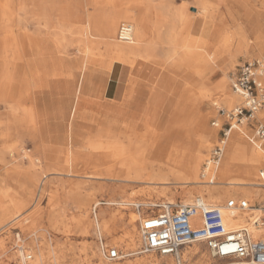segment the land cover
I'll return each mask as SVG.
<instances>
[{"label":"rangeland","instance_id":"1","mask_svg":"<svg viewBox=\"0 0 264 264\" xmlns=\"http://www.w3.org/2000/svg\"><path fill=\"white\" fill-rule=\"evenodd\" d=\"M88 1L91 4H88L86 0H0V14H3L0 43L7 41L13 34L18 38L17 45H10L9 50L0 51V242L3 241L4 244L0 246V264H13L11 252L8 251L16 250L13 245L14 234L17 231L21 233L26 245L31 239V232L35 231L37 235L43 236L54 249L67 255L63 264H97L99 260L104 264H126L145 256V254L128 256L131 254L128 253L131 249L127 248L124 242L115 241L124 236V225H121L112 232V235L102 233L101 236L106 246H115L125 255L115 262L106 261L100 253L95 235L92 207L96 202L117 200L119 194L126 198L130 196L128 200L137 204L143 203L139 207L126 204L122 211L125 219L131 213L136 216L134 250L139 252L140 217L143 218L151 211H156L158 208L154 207V204L159 206L162 202L168 203L163 197L147 200L140 196V193L148 186H154L157 191L165 190L168 197L173 198L174 204H181V200L188 192L207 186H218L217 189L224 194L223 198L216 203L217 205L225 207L226 202L231 199L247 201L241 192L242 189L251 187L241 171H233L223 180H218L217 176L213 180L215 185L206 183L203 177L205 160L211 159V152L221 138L220 129L225 122L218 110H231L238 102L228 107L221 98L216 99L214 94L209 99L204 97V92L198 94V111L195 117L198 122L205 120L211 135L210 148L202 153L205 159L198 171V184H183L182 180L170 177L173 171L179 173L177 171L186 160L182 153L193 151H184L177 144L171 143L172 145L167 149L171 155L156 156L142 151V147L148 145L147 142L150 139L136 141L134 138L141 132L140 124L143 121V114L151 117L152 108L155 105L170 107L178 103L183 86L181 84L175 87V84L183 77V73L170 72L172 82L159 85L162 70L158 66L147 61H140L128 52L117 55L106 49L97 34L101 20L125 15L129 7L119 0ZM127 1L132 2V0ZM134 1L141 2L144 8L148 7L147 0ZM210 1L215 4V8L209 12L210 23L215 26L218 33L236 30L237 26L229 23L231 13L237 18L238 24L250 34L249 37L253 38L252 30L257 23L253 15L248 14L250 9L230 3L229 13L224 4ZM249 2L253 4L252 0ZM174 6L190 7L188 8L190 14L196 12L195 0H174ZM89 17L93 25L90 32L86 35L77 33L84 29ZM57 21L60 22L57 24ZM123 22L129 23L120 19L118 26ZM35 35L43 41L55 40L65 49V53L58 56L72 63L70 70L65 65L64 69L57 70L58 77L49 78L45 73L46 81L56 82L53 93L45 91L47 89L43 87L41 90L38 82L36 84L29 81L28 84L22 85L18 82L21 79L22 68L19 67L21 69L17 68V70L12 67L16 56L15 47H19L20 37ZM221 44V37H214L208 53L213 54ZM229 46L230 54L226 55V61L220 68H215L217 73L212 82L216 83L220 78H224L228 92L232 93L231 78L238 66L245 61L253 60L264 63V45L249 41L251 52L248 54L234 39ZM162 48L164 51L159 50L158 59H162L166 51L163 44ZM2 60H5V63H2ZM14 62L21 66V62ZM113 66L121 71L120 78L124 81V85L120 89L121 93L112 99L106 98L104 92ZM139 68L141 69L137 73ZM49 70L47 66L42 69L43 72H49ZM83 73L94 77L88 81L89 94L78 97L81 101L79 103L81 118H75V121L71 122V110L75 108L73 106L77 100L73 94L70 95V92L66 94L65 82L67 86L72 84L75 90L80 80L78 76H82ZM61 78L63 79L60 80ZM24 90L25 94L30 95L29 99L28 97L18 99ZM195 105L190 106L191 111L195 110ZM29 109L34 111L30 114L31 116L26 112ZM188 110L189 108L185 106L181 108L180 113L185 115ZM161 111V109L157 111V119L161 116L168 117L169 113L165 114L167 110L164 109V114ZM244 127L243 132L251 134V129ZM232 132L240 135L237 142H243L255 149L237 130H232L230 134ZM120 137L129 141L135 140L129 155L121 154L118 149L108 150L104 147L106 142H113ZM91 143L98 144L96 151L90 147ZM4 146L13 149L10 153H5L1 150ZM22 148L28 155L25 160H22L20 156ZM70 154L73 163L68 158ZM120 169L130 180L129 182H110L93 176L95 172L108 170L117 172ZM138 177H147L152 180H131ZM156 177H168V180H153ZM228 186L233 187L230 192H228ZM254 189L264 193V188L261 186H256ZM195 197L198 198V195L194 193L192 199ZM77 203H83L87 208L90 232L88 238H82L80 231L74 226V218L78 216L75 208ZM249 206L259 207L254 198ZM101 207L104 208L105 205ZM114 208L111 206L110 209ZM98 210L99 207L96 213ZM240 213L251 214V212ZM258 214L264 217V211ZM27 225L31 229H25ZM85 245L90 246L88 252L83 251ZM194 247L198 248L200 254L204 253L209 261L211 260L205 244L197 242L181 249L182 257L187 261L186 264H193V260L190 261L186 253ZM231 261L244 260L225 259L217 264H227ZM211 263H213L212 260Z\"/></svg>","mask_w":264,"mask_h":264},{"label":"bare ground","instance_id":"2","mask_svg":"<svg viewBox=\"0 0 264 264\" xmlns=\"http://www.w3.org/2000/svg\"><path fill=\"white\" fill-rule=\"evenodd\" d=\"M126 1L127 0H119V2H123V4H126L129 7V9L125 11V15L104 18L98 26L97 34H99L101 38L100 41H102L104 47L117 55L128 52L130 55L139 58L140 61H147L155 66H158L162 70L161 76L164 75L172 79L170 72L183 73V77L175 84V87H178L181 84V86H183L178 103L170 107H165V110H167L165 114L167 115V113H169L168 117H162L156 126L147 125L141 120V132L134 139L136 141L141 139L142 141L150 139V141L147 142L148 145L142 147V151L143 153H149L156 156L171 155L167 149H169L172 144H177V146L183 148L184 151L192 150V153H182L186 160L183 161V165L177 171L179 173L173 171L170 177L172 176L175 180H182L183 184H198V171L201 163L205 159L202 153L210 148L211 136L205 120L198 122L195 117L196 112L198 111V94L204 92L203 94L206 99L211 98L214 94L216 99L221 98L224 101V104L228 107L232 106L236 101L238 102L236 94H234L232 90V93L228 92V86L224 78H220L216 83H213L212 79H215L213 77L217 73L215 68H220V66L226 61V55L230 54V42L234 39L241 47L244 48L245 53L248 54L251 52L249 47L250 40L240 27H237L235 31L218 33L215 26L210 23L211 15L209 12L215 8V4L210 0H195L196 7H194V9L196 12H191V14L188 12V8L190 7H176L174 6V0H156V2L155 0H147V8L142 7L141 2L139 1ZM245 1L251 4L249 0ZM252 1L255 3L257 0ZM86 2L91 4L88 0H86ZM2 17L3 14H0V32L3 30ZM120 19L129 22L128 24L132 26L133 36L131 42L129 43L119 42L116 39L117 26ZM59 22L60 21H57V24ZM91 26L93 25L89 17L84 29L77 33L86 35L90 32ZM13 35H11L12 37L10 36L7 41L5 40L3 43H0V51L3 49L7 51L10 49V45H17L16 41L18 38ZM216 36L221 37L222 44L220 47L215 49L213 54H209L208 48L211 40ZM19 40V47H15L16 56L14 61L21 62V66L17 62L13 61L12 63V67L14 69L22 68L20 71L21 79L18 82L22 83V85L28 84L29 81L35 82L36 84L38 82L40 88L43 87L47 89L45 91L53 93L56 87V82L46 81L44 76L46 73L49 78L58 77L57 70L64 69V65L69 70L72 68L71 62L64 61L60 58V56H58V54L65 53V49L62 48L55 40L43 41L37 35L28 37L22 36ZM162 44L165 46L166 51L163 53V58L158 59L159 57L157 54L160 53L159 50L164 49L162 48ZM154 53L155 55L153 56ZM1 62L5 63V60H2ZM46 66L50 68L49 72L42 71V69ZM61 72H63V70ZM93 77H90L86 73H83L82 76L79 75L78 78L80 80L75 86V90L74 87H72V84L67 86L68 84L65 82L66 94L70 92V95L73 94L77 100V103L73 106L75 108H72L71 110V122L75 121V118H81L82 112L79 111V107L81 106L79 103L81 101L78 97L89 94L90 88L88 81L90 79L92 80ZM62 79L63 78L60 80ZM94 79L96 80V78ZM45 83H47V85H45ZM41 90L43 89L41 88ZM72 91L74 92L71 93ZM22 94L18 96V99H24L25 97H28L29 99L30 95L25 94V90ZM193 104H196V107L195 110L191 111L190 106H193ZM185 106H187L189 110L185 113V115H182L180 110ZM26 112L30 115L33 114L34 111L29 109L26 110ZM256 118L264 120V114L259 112L256 114ZM239 136L240 135L237 132H232L230 134V137L227 139L223 148L222 158L218 164L211 165L208 163V160H205V165H207V167L205 166L203 170V177L206 183L215 185L213 180L217 176L218 180H223L233 171H241V174L245 177V179L250 182L251 187L242 189L241 194L247 199L249 204L252 203V198L256 199L259 207L252 208L249 206L250 208L247 210L228 212L225 207L216 204L218 200L223 198L224 195L217 189L219 188L218 186H207L196 189L195 191H190L181 200L182 205L190 204L196 199V197L192 199L193 194L195 193L198 195V198L205 202L207 207L220 208L226 224L231 228L249 226L251 217L253 215L257 216L259 215L258 213L264 211V193L262 194L258 189H254L256 186H261L262 180L258 174L261 170H264V160L253 147L247 146L243 142H237ZM135 140L129 141L124 137H120L113 142H106L104 147L108 150L118 149L121 154L129 155V151L134 146ZM89 145L94 151H96L98 145L97 143H91ZM12 149L13 148L4 146L1 150L5 151V153H10ZM20 153H22L20 154L22 160L28 158V155L27 153L25 154V150L23 148L20 149ZM71 154L68 158H70V162L73 163ZM93 176L110 182L130 181L126 178V175L121 169L117 172L112 170H108L106 172H95ZM168 177H156L153 178V180L164 181L168 180ZM142 179L148 181L152 180L147 177H138L131 180ZM228 187V192H230V189L233 187ZM140 196H143L147 200H153L154 197H163L169 204H174L173 198L168 197L165 190L157 191L154 186H148L140 193ZM129 198L119 194L117 200H111L104 203L96 202L95 206L92 207V212L94 211V217L92 220L95 231L98 230L100 235L105 233L110 236L118 226L124 225V236L122 238L115 239V241L121 243L124 242L126 247L131 249V251L128 252L131 253L128 254V256H131L134 254H140V252H136L134 250L136 247L134 230L136 216L131 213L128 217L126 216L125 219L122 213L125 209L123 206L130 204L139 207V205H142L143 203L137 204L128 200ZM164 203L165 202H162V204ZM101 205H105V207L103 208ZM111 206H114L115 208L111 210ZM97 207H99V210L96 213ZM154 207H158V205L154 204ZM75 208L78 216L74 218V226L80 231V236L82 238H88L90 237V232L88 230L89 222L86 205L83 203H77ZM19 209L20 208L18 207V210ZM240 212H251V214L246 215ZM198 224L199 216H196L194 218V225L197 226ZM30 236V241L27 245L24 244L23 248L32 254L34 264H63L67 256L65 253H60L54 249V247L49 244L43 236L37 235L36 232H31ZM253 236L255 238L261 237L264 241V227L254 229ZM195 243L197 242L195 241L191 244ZM0 246H4L3 241L0 242ZM89 250L90 246L85 245L83 247L84 252H88ZM8 252H11L12 263L18 264V260L22 256V251H12L10 249ZM186 256L190 261L193 260V264H211V260L209 261L204 253L200 254L197 247L188 251ZM156 259L159 260V262L172 264L170 257L161 256L158 258L155 254L145 255L134 261L127 262L126 264H146V262L149 264L150 261ZM97 264L104 263L99 260ZM227 264L255 263L231 261Z\"/></svg>","mask_w":264,"mask_h":264},{"label":"built area","instance_id":"3","mask_svg":"<svg viewBox=\"0 0 264 264\" xmlns=\"http://www.w3.org/2000/svg\"><path fill=\"white\" fill-rule=\"evenodd\" d=\"M132 34V26L121 23L117 28L116 39L129 43ZM231 90L238 97V104L231 110H218L225 122L220 129L221 138L211 152L208 163H219L232 130H237L259 151L264 160V121L256 118V114L264 112V63L253 60L245 61L238 66L231 78ZM243 127H249L251 134L243 132ZM259 176L262 180L261 187L264 188L263 170ZM157 208L139 220L140 254L168 256L172 264H186L181 249L196 241L205 244L207 253L213 261L211 264H217L225 259L264 264V241L253 236L254 229L264 226V217L253 215L249 226L231 228L226 224L220 208H209L200 198L186 205L164 203ZM225 208L228 212H234L250 207L246 200L231 199L226 202ZM196 216H199V226L194 225ZM95 232L100 253L106 261L115 262L124 257L125 254L115 246H106L98 230ZM23 240L21 233L17 231L14 234L13 247L22 251L18 264H34L32 254L23 248ZM149 264L166 263L156 259Z\"/></svg>","mask_w":264,"mask_h":264},{"label":"crops","instance_id":"4","mask_svg":"<svg viewBox=\"0 0 264 264\" xmlns=\"http://www.w3.org/2000/svg\"><path fill=\"white\" fill-rule=\"evenodd\" d=\"M214 2L222 4V5L224 4L228 12H229L230 3H233L235 5H240L242 7H246L250 9L248 11V14L251 13L254 17V20L257 23L254 29L252 30V35H253L252 39L249 37L250 34H248L246 30H244L243 26L238 24L237 18H235L234 15H232L230 12H229L230 13L229 23L234 26L240 27L251 42H257V44H260L262 46L264 45V27H262L264 26V0H257L255 3H253V5L247 3L245 0H214ZM140 69L141 68L138 69L137 73L140 71ZM120 77H121V71L115 66H113L111 69V77L108 80V83H107V86L104 92L106 98L111 97L113 99V98H116V96L121 93L120 89L124 85V81H122ZM171 82H172V79L170 77L163 75L161 76V79L159 80L158 84L163 85V83L169 84ZM159 109H161L162 110L161 112L163 113L165 107H162L161 105H155L154 108H152L153 113H151L152 114L151 117L150 116L148 117L146 115L144 116L143 114V117H142L143 122L150 126L151 125L156 126L162 118V116L159 119L156 118L157 111ZM261 113L264 114V112H261ZM25 229L28 230L31 228L29 225H27Z\"/></svg>","mask_w":264,"mask_h":264}]
</instances>
